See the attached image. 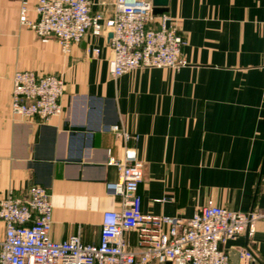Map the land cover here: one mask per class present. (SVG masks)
Masks as SVG:
<instances>
[{
	"label": "crops",
	"instance_id": "obj_1",
	"mask_svg": "<svg viewBox=\"0 0 264 264\" xmlns=\"http://www.w3.org/2000/svg\"><path fill=\"white\" fill-rule=\"evenodd\" d=\"M21 1L0 0V199L44 187L51 238L78 234L97 244L102 214L121 208L106 190L119 176L107 164L122 155V140L107 131L118 125L138 136L143 215L186 221L207 201L240 213L264 208V0H168L188 65L118 78L109 72L108 35H87L65 55L55 39L43 42L19 24ZM88 2L91 14H112L114 0ZM35 3L27 0L32 21ZM16 71L61 75L63 113L45 123L13 115ZM253 228L243 246L223 248L228 264H264V219ZM4 232L0 221V243ZM124 239L139 250L135 232ZM239 248L252 253L249 262Z\"/></svg>",
	"mask_w": 264,
	"mask_h": 264
},
{
	"label": "built area",
	"instance_id": "obj_2",
	"mask_svg": "<svg viewBox=\"0 0 264 264\" xmlns=\"http://www.w3.org/2000/svg\"><path fill=\"white\" fill-rule=\"evenodd\" d=\"M150 0H114L108 18L91 14L88 0H36L34 21L27 18V0L21 1L19 24L41 41L55 39L65 55L85 36L111 34L109 72L114 78L141 68L181 69L186 42L175 22L165 14L154 16ZM99 49L91 55L98 56ZM64 80L58 74L16 71L12 77L11 113L20 119L45 123L63 113ZM107 131L123 142L122 155L109 158L118 180L107 192L121 208L102 214L99 241L83 244L78 234L63 241L51 238V202L48 191L31 185L22 196L14 191L0 199V221L5 232L0 243V264H228L223 250L228 240L250 237L254 224L264 219V208L234 212L207 201L188 220L145 216L138 189L144 165L132 144L137 135L111 125ZM109 152V151H108ZM127 232L137 234L138 251L129 248ZM249 262L253 255L239 248Z\"/></svg>",
	"mask_w": 264,
	"mask_h": 264
},
{
	"label": "water",
	"instance_id": "obj_3",
	"mask_svg": "<svg viewBox=\"0 0 264 264\" xmlns=\"http://www.w3.org/2000/svg\"><path fill=\"white\" fill-rule=\"evenodd\" d=\"M151 4H152V14L154 16H159V15H163L165 14L168 9H167V5H168V0H150ZM112 37L111 34H108V40H110ZM246 242V235L243 237H238L234 240H228L225 245L224 248H228L230 246H243ZM166 264H170V263H166Z\"/></svg>",
	"mask_w": 264,
	"mask_h": 264
}]
</instances>
